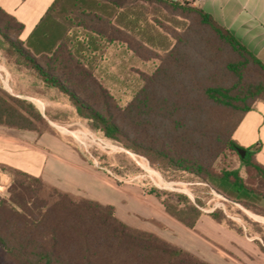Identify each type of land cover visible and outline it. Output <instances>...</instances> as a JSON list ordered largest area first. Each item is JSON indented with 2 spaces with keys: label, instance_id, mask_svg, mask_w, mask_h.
Here are the masks:
<instances>
[{
  "label": "trees",
  "instance_id": "trees-1",
  "mask_svg": "<svg viewBox=\"0 0 264 264\" xmlns=\"http://www.w3.org/2000/svg\"><path fill=\"white\" fill-rule=\"evenodd\" d=\"M144 6L177 18L173 26L154 18L171 39L161 53L142 40ZM22 29L0 8V41L45 86L63 93L92 129L162 172L189 174L227 200L260 210L264 166L256 149L240 147L232 136L264 102V64L202 8L172 0H54L25 41ZM111 44L157 62L140 74L141 85L124 106L94 73L97 55ZM35 119L42 116L31 102L0 87V125L35 130ZM227 153L238 156L244 177L216 168ZM9 169L13 177L0 194V264H210L125 224L110 205L53 187L41 197L40 178ZM161 204L190 229L201 215L195 205L176 212Z\"/></svg>",
  "mask_w": 264,
  "mask_h": 264
},
{
  "label": "crops",
  "instance_id": "crops-1",
  "mask_svg": "<svg viewBox=\"0 0 264 264\" xmlns=\"http://www.w3.org/2000/svg\"><path fill=\"white\" fill-rule=\"evenodd\" d=\"M53 1L0 0V8L23 25L19 38L25 41ZM192 5L202 8L264 64V0H193ZM3 77L9 92L2 89L8 94L41 107L50 104L46 98L13 89L12 74L4 63L0 64L1 82ZM38 80L41 88L44 84ZM232 137L240 147L256 149L255 159L264 166V102H257L243 116ZM84 164L67 139L51 129L37 132L0 125V167L23 171L65 193L110 205L125 224L151 232L210 264H264V251L255 239L216 222L209 213L187 228L151 195L133 192L131 186L117 189ZM4 176L0 173V182ZM173 231L187 238H176Z\"/></svg>",
  "mask_w": 264,
  "mask_h": 264
},
{
  "label": "rangeland",
  "instance_id": "rangeland-1",
  "mask_svg": "<svg viewBox=\"0 0 264 264\" xmlns=\"http://www.w3.org/2000/svg\"><path fill=\"white\" fill-rule=\"evenodd\" d=\"M144 7L146 13L142 15V19H145V22L139 24L142 28V40L148 41L150 49L161 53L166 46L170 45L171 39L159 28L154 18L172 26L177 18L170 17L156 8ZM72 32L77 36L82 34L80 28L74 27ZM0 57V64H6L12 74L13 89L46 98L50 102L49 105L42 107L34 105L40 115L45 116L41 120H33L34 129L37 132L51 129L61 134L67 139L69 146L83 158L85 166H88L91 171L98 172L101 178L116 185L117 189L131 186L133 192L143 196L151 195L162 207L161 202H164L176 212L177 209L185 210L189 205L197 206L201 215L216 212L219 218H223L220 221L222 225L255 239L264 251V201L258 203L260 210L248 209L227 200L189 174L175 171L162 172L156 166H151L144 157L134 154L92 129L86 120L77 115L73 105L63 93L43 84H40L43 85L40 88L37 84L38 78L1 41ZM156 64L155 60H141L123 46L111 44L105 48L104 53L97 55L94 73L116 98L119 105L124 106L139 89L140 74L150 73ZM2 80L4 82L0 79V87L9 92L5 77ZM47 120L51 122V125ZM216 168L235 170L241 177L245 176L243 164L235 154L224 155L216 163ZM0 173L6 178L0 182V194L3 195L13 176L12 171L7 167H0ZM45 185L40 196L48 198L52 186L46 183ZM153 189L160 193L159 199L152 194ZM70 195L83 198L79 193ZM181 216L190 217L191 214L185 212ZM172 223L176 225V222ZM158 227L164 229L163 226L158 225ZM179 234L172 232L176 238H181L182 234L180 236ZM186 238L183 237L184 240Z\"/></svg>",
  "mask_w": 264,
  "mask_h": 264
},
{
  "label": "water",
  "instance_id": "water-1",
  "mask_svg": "<svg viewBox=\"0 0 264 264\" xmlns=\"http://www.w3.org/2000/svg\"><path fill=\"white\" fill-rule=\"evenodd\" d=\"M237 152L240 155V157H243L244 154H245V150L244 149H238Z\"/></svg>",
  "mask_w": 264,
  "mask_h": 264
},
{
  "label": "built area",
  "instance_id": "built-area-1",
  "mask_svg": "<svg viewBox=\"0 0 264 264\" xmlns=\"http://www.w3.org/2000/svg\"><path fill=\"white\" fill-rule=\"evenodd\" d=\"M178 1H180V2H188V3H191L192 4V1L193 0H178Z\"/></svg>",
  "mask_w": 264,
  "mask_h": 264
}]
</instances>
